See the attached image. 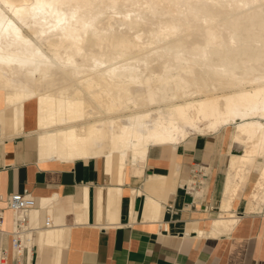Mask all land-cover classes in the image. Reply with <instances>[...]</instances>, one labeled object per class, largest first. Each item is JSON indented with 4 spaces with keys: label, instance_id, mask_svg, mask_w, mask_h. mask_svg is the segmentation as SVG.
Here are the masks:
<instances>
[{
    "label": "bare ground",
    "instance_id": "6f19581e",
    "mask_svg": "<svg viewBox=\"0 0 264 264\" xmlns=\"http://www.w3.org/2000/svg\"><path fill=\"white\" fill-rule=\"evenodd\" d=\"M0 103L42 161L103 156L119 179L151 145L223 129L229 168L207 233H230L252 179L250 212L264 211V0H0Z\"/></svg>",
    "mask_w": 264,
    "mask_h": 264
},
{
    "label": "crops",
    "instance_id": "0c3cea01",
    "mask_svg": "<svg viewBox=\"0 0 264 264\" xmlns=\"http://www.w3.org/2000/svg\"><path fill=\"white\" fill-rule=\"evenodd\" d=\"M1 114L0 206L5 219L0 250L7 249L9 264H264V211L250 212L248 200L254 179L234 201L240 221L233 231L207 233L221 209L229 168L232 141L223 129L192 134L178 144L151 145L145 162L129 164L119 179L107 170L103 156L42 161L36 135H17L9 115ZM35 128V108L28 104L24 129ZM197 166L208 176L193 195L184 184L203 180L194 176ZM152 176L173 184L155 190L146 185ZM25 190L39 202L31 222L43 226L52 214L54 226L40 229L18 260L7 199Z\"/></svg>",
    "mask_w": 264,
    "mask_h": 264
},
{
    "label": "built area",
    "instance_id": "2783aa9c",
    "mask_svg": "<svg viewBox=\"0 0 264 264\" xmlns=\"http://www.w3.org/2000/svg\"><path fill=\"white\" fill-rule=\"evenodd\" d=\"M200 176L203 180H197L198 182L186 183V190L190 194H195L197 188L203 185L206 181L208 173L203 166H197L194 170V176ZM38 200L35 195L30 191L14 192L10 194L7 199V207L14 213V228L12 234V250L16 254L18 260L21 259L25 250L30 248V244L33 242L37 235V232L43 228H49L54 226V219L47 214L44 220L43 226L33 224L31 222V213L38 207ZM5 219V211L0 206V232H4L3 224ZM0 264H9L8 251L5 248L0 250Z\"/></svg>",
    "mask_w": 264,
    "mask_h": 264
}]
</instances>
